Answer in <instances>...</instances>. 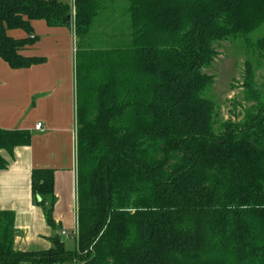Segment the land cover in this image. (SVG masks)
<instances>
[{
    "label": "trees",
    "instance_id": "1",
    "mask_svg": "<svg viewBox=\"0 0 264 264\" xmlns=\"http://www.w3.org/2000/svg\"><path fill=\"white\" fill-rule=\"evenodd\" d=\"M35 20L77 38V247L55 234L50 249L19 250L16 214L0 210V264H264V83L248 60L253 105L216 130L206 72L229 38L264 66V0H0L11 69L46 61L25 54ZM32 137L0 128V170L2 151ZM31 181L56 230L55 170L33 169Z\"/></svg>",
    "mask_w": 264,
    "mask_h": 264
},
{
    "label": "crops",
    "instance_id": "2",
    "mask_svg": "<svg viewBox=\"0 0 264 264\" xmlns=\"http://www.w3.org/2000/svg\"><path fill=\"white\" fill-rule=\"evenodd\" d=\"M63 1L74 4V0ZM32 24L39 39L25 54L45 57L46 61L15 70L0 58V128L28 129L33 134L31 144L17 147L12 156L2 151L9 165L0 170V210L16 214L15 248L41 251L52 247L54 231L42 207L34 202L33 169L55 170L54 219L61 234L66 230L74 234L78 227L77 38L73 27H49L44 20ZM14 33L9 31L11 36L22 38ZM71 45L70 61L66 50ZM38 122L44 131L35 129ZM59 236L65 243L66 235Z\"/></svg>",
    "mask_w": 264,
    "mask_h": 264
},
{
    "label": "rangeland",
    "instance_id": "3",
    "mask_svg": "<svg viewBox=\"0 0 264 264\" xmlns=\"http://www.w3.org/2000/svg\"><path fill=\"white\" fill-rule=\"evenodd\" d=\"M14 31V35H20V37H23L25 34L21 29ZM263 33L264 25L257 31L255 36L262 35ZM214 47L217 50V56L206 72L214 76V84L209 92V96L216 104L217 119L215 120V126L216 130H218L228 121L241 120L245 115V109L253 105V102L246 101L242 85L245 63L248 60H252L255 64L256 86L258 88H261L264 83V66L257 65L259 63L258 55L248 51L249 49L242 38H229L215 42ZM72 49V45L67 50L65 49L68 59L70 57V61L72 60ZM33 100L36 101V99ZM53 231L54 235H62L60 228ZM66 231L68 235L63 236L66 248L68 250H75L77 235H74L70 230ZM64 264L80 263L69 261Z\"/></svg>",
    "mask_w": 264,
    "mask_h": 264
},
{
    "label": "built area",
    "instance_id": "4",
    "mask_svg": "<svg viewBox=\"0 0 264 264\" xmlns=\"http://www.w3.org/2000/svg\"><path fill=\"white\" fill-rule=\"evenodd\" d=\"M35 129H36V130H40V131H44V126H43V124H42L41 122H38V123L36 124V126H35ZM62 234L67 235V232L63 231ZM75 234L77 235L78 233L75 232L74 235H75Z\"/></svg>",
    "mask_w": 264,
    "mask_h": 264
}]
</instances>
